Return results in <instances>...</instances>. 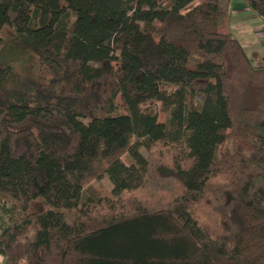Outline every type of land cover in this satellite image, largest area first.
Listing matches in <instances>:
<instances>
[{
  "label": "trees",
  "instance_id": "1",
  "mask_svg": "<svg viewBox=\"0 0 264 264\" xmlns=\"http://www.w3.org/2000/svg\"><path fill=\"white\" fill-rule=\"evenodd\" d=\"M232 5L0 0L4 264H264V67Z\"/></svg>",
  "mask_w": 264,
  "mask_h": 264
},
{
  "label": "rangeland",
  "instance_id": "2",
  "mask_svg": "<svg viewBox=\"0 0 264 264\" xmlns=\"http://www.w3.org/2000/svg\"><path fill=\"white\" fill-rule=\"evenodd\" d=\"M234 15V16H233ZM228 18L221 20L219 25L220 32L231 31L235 33L238 40L243 45L248 57L251 59L253 66L255 67H264V23L261 19H257L249 11H243L239 17L235 16V13ZM261 21V22H260ZM154 108L158 115L159 122H165L166 114L160 111V103L153 102L151 104H146L142 108L149 109ZM117 109L119 112L124 113L121 102L117 99ZM142 154L146 155L144 150L141 151ZM122 161L126 164L129 163V160L126 157L122 158ZM111 184L106 176L102 177L99 180H94L88 184L87 189H85L84 197H99L111 195ZM8 207V205H7ZM12 212L11 209L6 211L0 210V224L4 221H12L9 219V213ZM15 215L13 218H18L19 216ZM0 264H4V259L0 257Z\"/></svg>",
  "mask_w": 264,
  "mask_h": 264
},
{
  "label": "crops",
  "instance_id": "3",
  "mask_svg": "<svg viewBox=\"0 0 264 264\" xmlns=\"http://www.w3.org/2000/svg\"><path fill=\"white\" fill-rule=\"evenodd\" d=\"M243 11H249L252 15H254L250 10H248V8L245 7V5L243 4L242 0H233V5H232V11L230 16H232L235 13V16L240 17L241 13ZM234 16V15H233ZM255 16V15H254ZM256 17V16H255ZM257 19L260 20V18L256 17ZM261 22V21H260ZM264 23V22H261ZM234 32V31H233ZM235 35V33H234ZM236 36V35H235ZM238 39V38H237ZM241 43V42H240ZM242 45V44H241ZM243 47V45H242Z\"/></svg>",
  "mask_w": 264,
  "mask_h": 264
}]
</instances>
